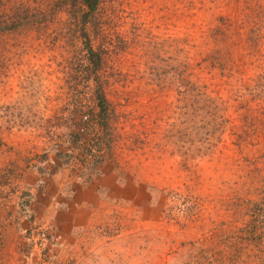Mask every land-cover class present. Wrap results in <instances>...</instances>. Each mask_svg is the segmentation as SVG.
<instances>
[{"label": "rangeland", "instance_id": "obj_1", "mask_svg": "<svg viewBox=\"0 0 264 264\" xmlns=\"http://www.w3.org/2000/svg\"><path fill=\"white\" fill-rule=\"evenodd\" d=\"M86 11L0 0V264H264V0Z\"/></svg>", "mask_w": 264, "mask_h": 264}, {"label": "trees", "instance_id": "obj_2", "mask_svg": "<svg viewBox=\"0 0 264 264\" xmlns=\"http://www.w3.org/2000/svg\"><path fill=\"white\" fill-rule=\"evenodd\" d=\"M82 2V4L87 8L86 12H92L93 10H95L98 1L99 0H80ZM15 24L10 25V27H15ZM85 46L87 49V52L90 54L91 57H97V62H96V66H99V55L97 54V52H95V50L90 46L89 41L86 40L85 42ZM97 105H98V113L100 115V117H106L107 115V102H106V98L103 95L102 91H99L97 96ZM66 135H69V137H72L73 134H69L67 133ZM68 141H70V138L68 139Z\"/></svg>", "mask_w": 264, "mask_h": 264}]
</instances>
